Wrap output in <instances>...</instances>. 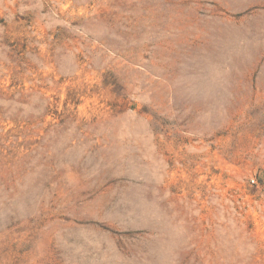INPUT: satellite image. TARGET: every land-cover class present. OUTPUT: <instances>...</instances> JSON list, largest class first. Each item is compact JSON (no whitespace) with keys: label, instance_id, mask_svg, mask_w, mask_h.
I'll return each mask as SVG.
<instances>
[{"label":"rangeland","instance_id":"374dc122","mask_svg":"<svg viewBox=\"0 0 264 264\" xmlns=\"http://www.w3.org/2000/svg\"><path fill=\"white\" fill-rule=\"evenodd\" d=\"M0 264H264V0H0Z\"/></svg>","mask_w":264,"mask_h":264},{"label":"built area","instance_id":"2783aa9c","mask_svg":"<svg viewBox=\"0 0 264 264\" xmlns=\"http://www.w3.org/2000/svg\"><path fill=\"white\" fill-rule=\"evenodd\" d=\"M252 183H255V180L254 179H252Z\"/></svg>","mask_w":264,"mask_h":264}]
</instances>
